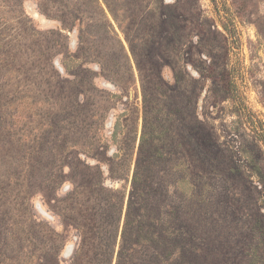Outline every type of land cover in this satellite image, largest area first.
<instances>
[{
  "label": "rangeland",
  "instance_id": "rangeland-1",
  "mask_svg": "<svg viewBox=\"0 0 264 264\" xmlns=\"http://www.w3.org/2000/svg\"><path fill=\"white\" fill-rule=\"evenodd\" d=\"M133 187L264 264V0H0V264H116Z\"/></svg>",
  "mask_w": 264,
  "mask_h": 264
},
{
  "label": "trees",
  "instance_id": "trees-1",
  "mask_svg": "<svg viewBox=\"0 0 264 264\" xmlns=\"http://www.w3.org/2000/svg\"><path fill=\"white\" fill-rule=\"evenodd\" d=\"M138 183L140 181L136 171L134 184ZM137 192L138 189L133 187L116 264H134L136 249H145V247L146 249L149 248L151 252V255L147 253L150 261L146 264H179L181 255L184 252L182 250L181 230L178 224L175 227L170 226L165 221H154L152 217L146 216L142 211L137 213L135 209L138 207L136 206L137 202H135V199H138ZM91 231L93 232V230ZM92 235L94 237V234ZM88 240L93 241V238H88ZM93 253L94 255L89 256L90 264H98L102 254L98 257V253L94 250ZM106 254L107 264H111L109 260L110 253Z\"/></svg>",
  "mask_w": 264,
  "mask_h": 264
}]
</instances>
